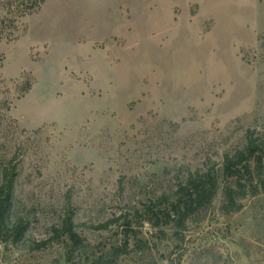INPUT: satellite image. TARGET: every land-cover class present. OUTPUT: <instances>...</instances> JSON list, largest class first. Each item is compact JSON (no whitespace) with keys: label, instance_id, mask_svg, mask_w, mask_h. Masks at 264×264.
Here are the masks:
<instances>
[{"label":"rangeland","instance_id":"374dc122","mask_svg":"<svg viewBox=\"0 0 264 264\" xmlns=\"http://www.w3.org/2000/svg\"><path fill=\"white\" fill-rule=\"evenodd\" d=\"M15 2L0 0V184L14 174L24 235L0 239V264H70L53 234L68 217L74 264H264V194L221 210L224 156L248 131L264 144V0ZM207 172L212 202L182 232L156 227Z\"/></svg>","mask_w":264,"mask_h":264},{"label":"trees","instance_id":"16d2710c","mask_svg":"<svg viewBox=\"0 0 264 264\" xmlns=\"http://www.w3.org/2000/svg\"><path fill=\"white\" fill-rule=\"evenodd\" d=\"M43 3L44 0H16L17 7L15 9L16 12L20 11L21 15H25L38 10ZM261 141V138H253L252 132L248 131L245 149L237 151L231 156H224L222 164L224 186L221 210L225 214L240 211L242 209L240 200L247 196L258 197L264 194V154H262L264 153V144ZM13 175L8 170H4L0 184V239L8 242L12 238L13 243H16L23 238L24 223L21 219H14L11 215L14 191ZM217 182V176L213 172L192 175L187 185L179 191V199L169 207L161 210L159 212L160 216L153 214L156 223L153 219L151 221L154 222L156 227L172 223L174 229L184 231L186 221L212 202L217 193ZM53 234L56 239H59V237L68 239L66 261L74 264V254L82 247L83 241L75 231L72 217L65 219L61 230L54 228ZM52 241L43 242L40 247L44 248ZM127 247L126 242L124 244L125 250L119 252L117 249L115 257L126 254Z\"/></svg>","mask_w":264,"mask_h":264}]
</instances>
